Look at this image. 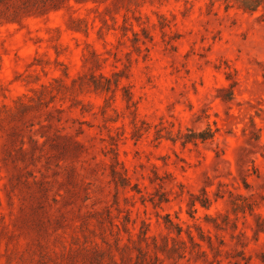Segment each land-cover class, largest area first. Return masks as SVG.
I'll use <instances>...</instances> for the list:
<instances>
[{
    "label": "rangeland",
    "instance_id": "374dc122",
    "mask_svg": "<svg viewBox=\"0 0 264 264\" xmlns=\"http://www.w3.org/2000/svg\"><path fill=\"white\" fill-rule=\"evenodd\" d=\"M259 2L0 0V264H264Z\"/></svg>",
    "mask_w": 264,
    "mask_h": 264
},
{
    "label": "trees",
    "instance_id": "16d2710c",
    "mask_svg": "<svg viewBox=\"0 0 264 264\" xmlns=\"http://www.w3.org/2000/svg\"><path fill=\"white\" fill-rule=\"evenodd\" d=\"M260 5L259 0H255V3L252 6H247V9L255 10V8ZM214 137V132H212L210 129L207 130V132H201V133H195L193 132L191 135L186 136V140L184 143L187 142H196V140L200 139L202 141H206L208 139H212Z\"/></svg>",
    "mask_w": 264,
    "mask_h": 264
}]
</instances>
